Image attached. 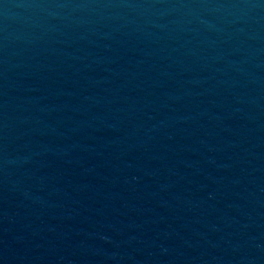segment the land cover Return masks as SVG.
I'll use <instances>...</instances> for the list:
<instances>
[{"label": "water", "instance_id": "95a60500", "mask_svg": "<svg viewBox=\"0 0 264 264\" xmlns=\"http://www.w3.org/2000/svg\"><path fill=\"white\" fill-rule=\"evenodd\" d=\"M0 264H264V0H0Z\"/></svg>", "mask_w": 264, "mask_h": 264}]
</instances>
